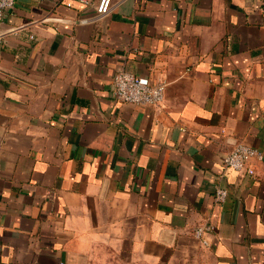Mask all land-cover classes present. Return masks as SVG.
<instances>
[{"label": "crops", "instance_id": "0c3cea01", "mask_svg": "<svg viewBox=\"0 0 264 264\" xmlns=\"http://www.w3.org/2000/svg\"><path fill=\"white\" fill-rule=\"evenodd\" d=\"M67 2L4 15L0 264H264V0ZM121 72L160 105L117 101Z\"/></svg>", "mask_w": 264, "mask_h": 264}, {"label": "built area", "instance_id": "2783aa9c", "mask_svg": "<svg viewBox=\"0 0 264 264\" xmlns=\"http://www.w3.org/2000/svg\"><path fill=\"white\" fill-rule=\"evenodd\" d=\"M67 6L72 7L73 3H79L85 7H94L99 17L109 14L113 0H67ZM18 0H0V43L6 37L3 29V20L5 13L15 9ZM166 86L162 82L151 83L141 77H136L129 73L121 72L115 75L113 79V94L120 103H127L137 106H158L165 97ZM254 158L261 159L262 155L250 146L237 145L224 159L225 169L246 172L249 176L255 175V169L252 166ZM216 200L219 202L227 198L228 192L224 189H217ZM207 227H199L195 234L202 237Z\"/></svg>", "mask_w": 264, "mask_h": 264}]
</instances>
